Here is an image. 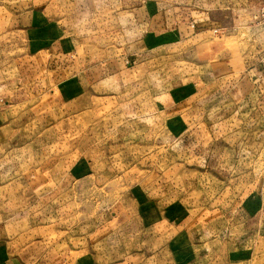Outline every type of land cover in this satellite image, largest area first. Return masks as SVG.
<instances>
[{
	"label": "rangeland",
	"instance_id": "1",
	"mask_svg": "<svg viewBox=\"0 0 264 264\" xmlns=\"http://www.w3.org/2000/svg\"><path fill=\"white\" fill-rule=\"evenodd\" d=\"M182 1L0 11V264H264V0Z\"/></svg>",
	"mask_w": 264,
	"mask_h": 264
},
{
	"label": "crops",
	"instance_id": "2",
	"mask_svg": "<svg viewBox=\"0 0 264 264\" xmlns=\"http://www.w3.org/2000/svg\"><path fill=\"white\" fill-rule=\"evenodd\" d=\"M22 1L24 0H0V11L3 9L12 8V5L9 4H18V7H21ZM163 1V0H161ZM166 1V0H164ZM178 0H173L174 12L173 16L175 19L174 24L167 28L166 31L175 30L182 31L180 34L185 35L187 28H197L198 30L207 27L210 22L208 14L206 15L205 10L201 11V7L195 5L192 8H189L188 12H185V5H182V0L177 4ZM14 2V3H13ZM8 3V4H7ZM16 6V5H14ZM13 6V7H14ZM165 32V30H163ZM127 62V60H125ZM108 66L106 70H113L117 65L107 62ZM106 72V71H105ZM224 85H226L228 93L232 94V91H236L239 97H243L246 93H251L252 91L264 92V68L261 64L248 68L244 71H241L239 76L227 80Z\"/></svg>",
	"mask_w": 264,
	"mask_h": 264
},
{
	"label": "built area",
	"instance_id": "3",
	"mask_svg": "<svg viewBox=\"0 0 264 264\" xmlns=\"http://www.w3.org/2000/svg\"><path fill=\"white\" fill-rule=\"evenodd\" d=\"M255 17L264 25V4L259 8V12Z\"/></svg>",
	"mask_w": 264,
	"mask_h": 264
}]
</instances>
